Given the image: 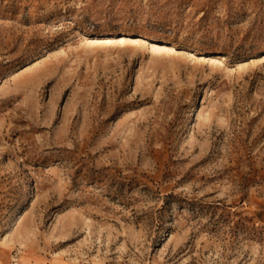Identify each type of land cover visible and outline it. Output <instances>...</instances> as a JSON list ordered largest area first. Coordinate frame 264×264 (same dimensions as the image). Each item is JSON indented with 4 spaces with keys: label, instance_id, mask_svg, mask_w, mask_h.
<instances>
[{
    "label": "rangeland",
    "instance_id": "obj_1",
    "mask_svg": "<svg viewBox=\"0 0 264 264\" xmlns=\"http://www.w3.org/2000/svg\"><path fill=\"white\" fill-rule=\"evenodd\" d=\"M0 264H264V0H0Z\"/></svg>",
    "mask_w": 264,
    "mask_h": 264
}]
</instances>
